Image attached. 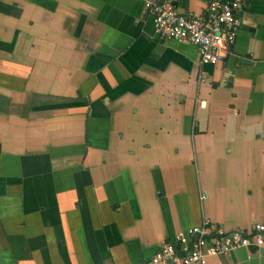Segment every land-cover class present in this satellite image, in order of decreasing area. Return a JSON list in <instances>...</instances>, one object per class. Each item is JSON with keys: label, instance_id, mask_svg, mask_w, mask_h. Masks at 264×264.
Segmentation results:
<instances>
[{"label": "crops", "instance_id": "1", "mask_svg": "<svg viewBox=\"0 0 264 264\" xmlns=\"http://www.w3.org/2000/svg\"><path fill=\"white\" fill-rule=\"evenodd\" d=\"M241 18L201 65L144 0H0V264H147L203 220L264 223V0Z\"/></svg>", "mask_w": 264, "mask_h": 264}, {"label": "built area", "instance_id": "2", "mask_svg": "<svg viewBox=\"0 0 264 264\" xmlns=\"http://www.w3.org/2000/svg\"><path fill=\"white\" fill-rule=\"evenodd\" d=\"M245 0H210L204 13L190 16L178 12L164 0H144V9L154 24V34L196 47L201 65L222 62L243 25L241 7ZM204 199V197H202ZM264 248V223L251 230L226 231L203 220L198 226L163 243L147 264H205L207 259L238 249Z\"/></svg>", "mask_w": 264, "mask_h": 264}, {"label": "water", "instance_id": "3", "mask_svg": "<svg viewBox=\"0 0 264 264\" xmlns=\"http://www.w3.org/2000/svg\"><path fill=\"white\" fill-rule=\"evenodd\" d=\"M240 15H241V13H240ZM232 47H233V46L230 47L229 51L232 50ZM239 62H240V63H246V61H243V60H241V61H239Z\"/></svg>", "mask_w": 264, "mask_h": 264}]
</instances>
